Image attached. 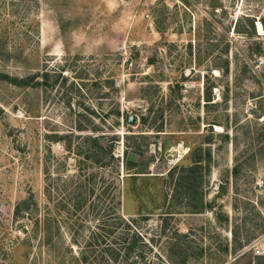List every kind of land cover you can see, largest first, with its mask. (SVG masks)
<instances>
[{
	"label": "rangeland",
	"instance_id": "obj_1",
	"mask_svg": "<svg viewBox=\"0 0 264 264\" xmlns=\"http://www.w3.org/2000/svg\"><path fill=\"white\" fill-rule=\"evenodd\" d=\"M262 23L264 0H0V264H125L132 234L136 264L174 233L188 264L264 255ZM199 149L191 214L167 175Z\"/></svg>",
	"mask_w": 264,
	"mask_h": 264
},
{
	"label": "trees",
	"instance_id": "obj_2",
	"mask_svg": "<svg viewBox=\"0 0 264 264\" xmlns=\"http://www.w3.org/2000/svg\"><path fill=\"white\" fill-rule=\"evenodd\" d=\"M246 21H248V27H249V33L250 35H254L255 33V26L254 21L249 20V18H245ZM262 27L264 30V23H262ZM239 31V30H237ZM227 71V68L224 70ZM223 71V73H224ZM24 82V81H23ZM210 101V100H207ZM117 117H119V113H116ZM142 123H146V119H141ZM126 122H128V118L126 117ZM158 132H160L158 130ZM227 139V137H225ZM93 144L96 147H99L102 142V138H94ZM101 150V148L99 147ZM110 152H108L109 154ZM126 154V153H125ZM190 162L188 166L180 167L178 170V173L175 175L176 168L172 169L168 172V180L173 185L174 188V195L171 196V200H175L178 198L180 201L184 202V207L188 208L190 207L191 214H201L205 212L206 210L211 211L212 205L211 204H205L204 199L202 196V173L210 174L211 170V155L210 151H205L204 155L201 149L199 150H193L190 156ZM126 171H130L131 169L135 168V164L130 159H126L125 162ZM236 170L235 167L233 169V174L236 176ZM144 172H137L136 175H142ZM118 205H120V202L118 201ZM28 210V208H25ZM15 215L20 216L21 215V209L17 207L15 209ZM186 235L174 233V237L168 238V242L166 243V259L167 260H160L158 258L160 264H188L191 260H198L200 257L195 255L193 252V248L188 245V242H186ZM137 242L143 243L135 234H132L131 240L126 242L125 251H127L128 254H125V264H136L138 262L136 261H146L145 257L138 256L135 257L136 260H131L130 255L134 254V250L136 249ZM154 242H147V244L143 243L146 248H148L149 251H151V247L153 246ZM249 242H246L244 245H239L237 248L235 247L232 250V254L235 256H240L232 263V264H264V255H258L254 254L251 251L248 252H242V250L248 246ZM155 245V244H154ZM224 254L227 255L229 253V246H224ZM204 250L200 247L199 248V255L203 256ZM118 255H116L115 259H118ZM141 257V258H140ZM163 258V257H162ZM123 259V258H122ZM121 259V260H122ZM130 261V262H129ZM224 264V261H223Z\"/></svg>",
	"mask_w": 264,
	"mask_h": 264
},
{
	"label": "built area",
	"instance_id": "obj_3",
	"mask_svg": "<svg viewBox=\"0 0 264 264\" xmlns=\"http://www.w3.org/2000/svg\"><path fill=\"white\" fill-rule=\"evenodd\" d=\"M180 150H181V152H182V148H180ZM179 161V159L177 158L175 161H169V164L171 165V166H173V165H176V163Z\"/></svg>",
	"mask_w": 264,
	"mask_h": 264
},
{
	"label": "water",
	"instance_id": "obj_4",
	"mask_svg": "<svg viewBox=\"0 0 264 264\" xmlns=\"http://www.w3.org/2000/svg\"><path fill=\"white\" fill-rule=\"evenodd\" d=\"M133 122H134V118H133V117L128 118V123H129V125H132Z\"/></svg>",
	"mask_w": 264,
	"mask_h": 264
},
{
	"label": "bare ground",
	"instance_id": "obj_5",
	"mask_svg": "<svg viewBox=\"0 0 264 264\" xmlns=\"http://www.w3.org/2000/svg\"><path fill=\"white\" fill-rule=\"evenodd\" d=\"M257 28L260 31V33H262V28H261V25L260 24H257Z\"/></svg>",
	"mask_w": 264,
	"mask_h": 264
}]
</instances>
